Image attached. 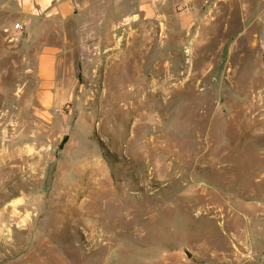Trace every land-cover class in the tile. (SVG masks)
<instances>
[{"label":"rangeland","instance_id":"1","mask_svg":"<svg viewBox=\"0 0 264 264\" xmlns=\"http://www.w3.org/2000/svg\"><path fill=\"white\" fill-rule=\"evenodd\" d=\"M148 3L102 33L0 12V140L39 151L0 179V264H233L242 231L238 264H264V0Z\"/></svg>","mask_w":264,"mask_h":264},{"label":"crops","instance_id":"2","mask_svg":"<svg viewBox=\"0 0 264 264\" xmlns=\"http://www.w3.org/2000/svg\"><path fill=\"white\" fill-rule=\"evenodd\" d=\"M151 6L148 0H0V12L16 19V23H23L26 31L30 33L38 23L70 21L98 24L100 30L108 25L111 31L113 17H118L116 23L123 22L124 17L129 16L147 17L151 15ZM158 6L159 3L154 5L156 9ZM106 37L107 35L101 36L103 39ZM59 54L58 48L48 44L37 56L33 69L37 88L33 97L35 103L48 106L58 100L54 87L60 62ZM10 140H0V179H17L19 170L20 179H32L35 168L30 158L34 147L31 144H25L28 148L14 146ZM34 151L39 152L37 148ZM17 155L22 158L21 164L17 162ZM40 177H43L42 173Z\"/></svg>","mask_w":264,"mask_h":264},{"label":"bare ground","instance_id":"3","mask_svg":"<svg viewBox=\"0 0 264 264\" xmlns=\"http://www.w3.org/2000/svg\"><path fill=\"white\" fill-rule=\"evenodd\" d=\"M253 27H254V25H253ZM255 29H256V27H255ZM256 31H258V30L256 29ZM244 239H246V233L243 231L241 232L240 235L232 234L228 237L227 243H231V244L234 243V246L232 245V249L224 248L223 251L220 253V256H222L223 258L224 257L230 258V259L228 258L229 260L226 261L225 263L238 264L243 260V257L236 250V245H238L239 240H241L243 242ZM228 247H229V245H228ZM214 255L215 256L219 255V252L217 250H215Z\"/></svg>","mask_w":264,"mask_h":264},{"label":"built area","instance_id":"4","mask_svg":"<svg viewBox=\"0 0 264 264\" xmlns=\"http://www.w3.org/2000/svg\"><path fill=\"white\" fill-rule=\"evenodd\" d=\"M25 28V25L24 24H21V23H16L14 26H13V30L15 32H22Z\"/></svg>","mask_w":264,"mask_h":264},{"label":"water","instance_id":"5","mask_svg":"<svg viewBox=\"0 0 264 264\" xmlns=\"http://www.w3.org/2000/svg\"><path fill=\"white\" fill-rule=\"evenodd\" d=\"M186 255H187L188 257H190V253H189L188 251H186Z\"/></svg>","mask_w":264,"mask_h":264}]
</instances>
